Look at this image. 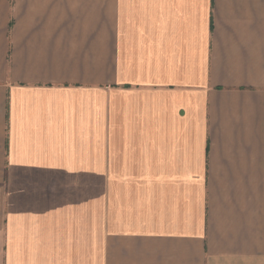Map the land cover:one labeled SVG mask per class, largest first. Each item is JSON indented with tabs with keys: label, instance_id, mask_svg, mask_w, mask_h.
Returning a JSON list of instances; mask_svg holds the SVG:
<instances>
[{
	"label": "crops",
	"instance_id": "crops-1",
	"mask_svg": "<svg viewBox=\"0 0 264 264\" xmlns=\"http://www.w3.org/2000/svg\"><path fill=\"white\" fill-rule=\"evenodd\" d=\"M0 264H264V0H0Z\"/></svg>",
	"mask_w": 264,
	"mask_h": 264
}]
</instances>
